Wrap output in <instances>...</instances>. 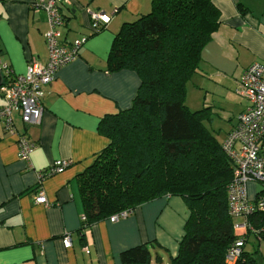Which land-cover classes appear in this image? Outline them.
<instances>
[{
	"label": "crops",
	"instance_id": "obj_1",
	"mask_svg": "<svg viewBox=\"0 0 264 264\" xmlns=\"http://www.w3.org/2000/svg\"><path fill=\"white\" fill-rule=\"evenodd\" d=\"M152 1L70 0L62 9V41L72 43L84 35H89L88 40L78 57L58 69L45 88L39 125L24 126L14 113L13 135L0 123V264H120L121 252L143 244L149 249L150 264H169L176 257L189 215L178 197L138 206L114 223L105 219L85 229L81 225L78 177L107 143L98 131L99 123L130 108L139 87L135 72L107 71L112 42L123 24L150 12ZM31 2L0 0V61L10 70L8 75L1 70L2 84L4 78L23 75L32 61H47L46 18L29 9ZM212 3L220 13L219 26L201 51L198 73L208 82L206 92L222 93L228 100L222 108L229 120L225 139L247 105L236 93L237 82L247 67L264 61V0ZM85 8L110 15L109 25L92 35ZM20 135L36 145L30 155L31 168L18 159ZM57 160L69 161L70 166L38 184L40 172ZM37 185L47 205L34 204ZM66 235L69 248L62 244Z\"/></svg>",
	"mask_w": 264,
	"mask_h": 264
},
{
	"label": "trees",
	"instance_id": "obj_2",
	"mask_svg": "<svg viewBox=\"0 0 264 264\" xmlns=\"http://www.w3.org/2000/svg\"><path fill=\"white\" fill-rule=\"evenodd\" d=\"M219 17L212 0H153L148 14L122 25L107 71L135 72L139 87L130 108L100 121L106 146L78 177L83 229L162 197L180 198L189 215L169 264H225L234 222H242L228 213L231 163L203 126L201 111L183 104ZM261 221L248 217L256 231ZM245 244L235 264H257ZM119 260L150 264L151 255L143 244L121 252Z\"/></svg>",
	"mask_w": 264,
	"mask_h": 264
},
{
	"label": "built area",
	"instance_id": "obj_3",
	"mask_svg": "<svg viewBox=\"0 0 264 264\" xmlns=\"http://www.w3.org/2000/svg\"><path fill=\"white\" fill-rule=\"evenodd\" d=\"M69 4L70 0H32L29 4L32 12L43 13L46 18L47 30L43 37L47 61L45 64L32 61L23 75L12 77L0 86V123L7 133H15L12 121L14 113H18L24 126L40 124L45 88L52 84L58 69L78 57L79 50L89 38V35H84L72 43L66 44L62 41L61 29L65 26L62 9ZM85 12L90 19L89 31L92 35L100 33L111 21L110 15L102 11L94 12L85 8ZM0 69L6 75L10 74L7 65L1 61ZM236 93L246 100L247 105L237 115L235 125L226 135L221 148L232 166V179L226 188L228 213L234 220L242 219V222H234L232 229L235 240L227 250L225 264L237 262L248 236L253 234L264 241V61L255 62L245 69L237 82ZM35 148V143L26 136H18V159L29 168L32 167L30 155ZM69 166V161H55L47 171L40 172L38 184L44 178L61 173ZM249 184L259 185L253 191L252 197L249 196ZM34 204L47 205L41 186H38ZM132 213V210L122 211L108 218V221L114 223ZM252 214H257L262 219L258 231L248 222V217ZM62 244L65 248L71 246L69 236L62 239Z\"/></svg>",
	"mask_w": 264,
	"mask_h": 264
},
{
	"label": "rangeland",
	"instance_id": "obj_4",
	"mask_svg": "<svg viewBox=\"0 0 264 264\" xmlns=\"http://www.w3.org/2000/svg\"><path fill=\"white\" fill-rule=\"evenodd\" d=\"M205 87L208 89V82L205 76L200 73L194 74L186 83L183 104L191 113L201 111L200 119L203 126L214 136L217 143L221 146L229 125L227 112L222 111V108L228 104V100L223 97L222 93L216 91L206 92ZM231 95L233 94L231 93ZM233 98L237 99L234 95ZM252 186L249 187L250 197H252L253 191L257 190V186L259 185ZM248 239L249 241L245 244L244 250L254 257L257 264H264V241L259 242L252 236Z\"/></svg>",
	"mask_w": 264,
	"mask_h": 264
},
{
	"label": "water",
	"instance_id": "obj_5",
	"mask_svg": "<svg viewBox=\"0 0 264 264\" xmlns=\"http://www.w3.org/2000/svg\"><path fill=\"white\" fill-rule=\"evenodd\" d=\"M2 75H1V69H0V86L2 85Z\"/></svg>",
	"mask_w": 264,
	"mask_h": 264
}]
</instances>
